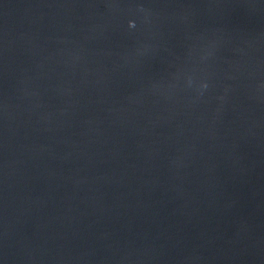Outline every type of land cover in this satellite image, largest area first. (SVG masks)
<instances>
[{
    "label": "water",
    "instance_id": "obj_1",
    "mask_svg": "<svg viewBox=\"0 0 264 264\" xmlns=\"http://www.w3.org/2000/svg\"><path fill=\"white\" fill-rule=\"evenodd\" d=\"M0 264H264V0H0Z\"/></svg>",
    "mask_w": 264,
    "mask_h": 264
}]
</instances>
